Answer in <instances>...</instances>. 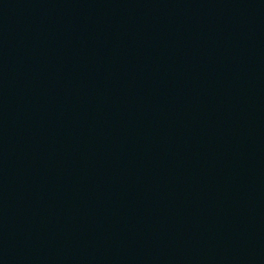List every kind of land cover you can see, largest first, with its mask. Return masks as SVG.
Wrapping results in <instances>:
<instances>
[{
  "label": "water",
  "instance_id": "water-1",
  "mask_svg": "<svg viewBox=\"0 0 264 264\" xmlns=\"http://www.w3.org/2000/svg\"><path fill=\"white\" fill-rule=\"evenodd\" d=\"M0 264H264V0H0Z\"/></svg>",
  "mask_w": 264,
  "mask_h": 264
}]
</instances>
